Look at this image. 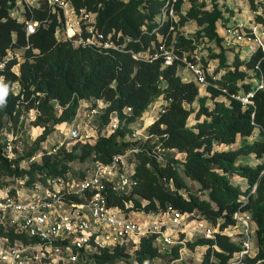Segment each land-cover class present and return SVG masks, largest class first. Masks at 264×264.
Wrapping results in <instances>:
<instances>
[{
  "label": "trees",
  "instance_id": "obj_1",
  "mask_svg": "<svg viewBox=\"0 0 264 264\" xmlns=\"http://www.w3.org/2000/svg\"><path fill=\"white\" fill-rule=\"evenodd\" d=\"M71 1L77 9L96 12L101 31L116 30L131 37L128 48L135 51L148 49L153 43H164L183 55L184 52L191 54L203 41L213 42L220 50L211 49L207 57L202 56V62L206 69L211 60H218L219 68L213 73L206 72L209 84L202 92L193 79L184 78L178 72V60L165 64L163 57L143 61L128 52H100L74 46L62 37L59 14L51 13L46 3L34 9L33 17L47 18V22L27 39L25 22L11 15L17 0H0V58L6 56L10 47L30 44L24 50L18 72L11 70L16 59L9 62L6 70L8 94L5 103L0 105V194L15 193L16 183L25 187H32L40 180L46 183L52 176L67 173L69 163L77 158L89 163L109 162L114 155L132 151L127 157L132 167L131 189L117 192L109 187L112 205L126 212L154 213L171 207L184 213L194 212L218 225L220 231L215 239L201 237L186 243L190 247L206 248L200 264L230 262L240 250V242L233 240L226 229L237 224L238 210L247 212L251 215L257 242L254 253L246 260L255 263L264 259V88H256L252 81L256 64H260L264 75V57L260 48L249 58H240L235 53L229 69L219 74L231 55L223 47L225 36L219 33V25H232L230 15L224 16L233 12L226 7L227 1L209 0L210 6L205 0H189L190 7L182 11L184 0H177L178 21L170 20L161 26L158 13L163 0ZM248 1L252 9L262 3ZM26 15L31 17L28 11ZM190 21L200 27L194 36L180 30ZM158 35L161 40L157 39ZM15 80L25 89L26 99L34 95L30 105L34 99L39 101L41 114L33 124L43 127V131L33 143L37 147L32 145L26 154L9 157L2 139L7 120L12 118L17 122L18 115L14 113L20 111L18 96L10 88ZM250 91H253L252 103H244L237 97ZM54 99L62 106L60 113L56 111ZM96 99L107 102L95 120L98 136L91 142L76 141L69 147H60L56 153H49L44 143L51 133L59 124L76 116L82 100L95 104ZM160 99L165 102L147 124V138L141 142L127 140L129 125L140 121ZM112 113L124 125L102 134ZM192 116L194 124L190 123ZM220 145L224 148L218 149ZM39 149L43 153L41 162L30 160ZM174 150L180 156H175ZM250 155L255 157V162L242 158ZM233 176L244 179L247 187L244 189L235 183ZM0 236L12 237V231L0 225ZM180 247L175 245L172 253H162L156 245V235L142 236L135 249L129 250L126 245L103 249L95 260L98 264H119V260H127L126 264H153L157 258L179 257ZM176 264L186 263L180 260Z\"/></svg>",
  "mask_w": 264,
  "mask_h": 264
},
{
  "label": "built area",
  "instance_id": "obj_2",
  "mask_svg": "<svg viewBox=\"0 0 264 264\" xmlns=\"http://www.w3.org/2000/svg\"><path fill=\"white\" fill-rule=\"evenodd\" d=\"M163 1L165 2L160 6L158 13L160 26L170 20L175 21L173 19L178 15L175 9L177 0ZM44 3L51 13L59 14L62 37L70 40L74 46L90 47L100 52H128L133 58L143 61H153L163 57L165 64L178 60L179 66L184 65L192 74L190 79L199 86L205 87L209 84L200 47L191 54L184 52L183 55L174 51L172 45L166 46L164 43L160 45L153 43L148 49L135 51L133 48H128V43L132 41L131 37L121 31L112 30L108 33L101 31L97 26L96 12L86 8L77 9L71 0H17V6L12 9L11 15L25 22L27 39L48 20L47 18L38 20L33 17L34 9ZM26 11L31 17H27ZM171 29H174V25H171ZM225 30L227 34L225 41L229 45H256L257 49H261L264 57V2L257 8L251 9L249 20H239L236 24L225 27ZM143 31L146 32L145 27ZM157 39L161 40L160 35ZM29 47V43L21 48L10 47L6 56L0 58V79L3 84L7 85L6 70L9 62L13 59L17 60L11 70L18 72L20 62L24 60V54L21 55L18 51H24ZM253 73L252 80L255 87L264 88V75L259 63L254 66ZM10 88L18 96L20 111L14 113L18 115L17 122L12 118L7 120L2 143L7 156L14 157L16 142L24 133L28 135V129H32L33 122L41 111L38 100L34 99L33 104L30 105L34 95L26 99L25 89L19 80H15ZM39 94L43 95L40 92ZM252 95L253 91H250L237 97L244 103H252L250 100ZM53 101L56 111L60 113L62 106L56 99ZM106 105L107 102L103 99H96L95 104L89 102L85 105L81 101L76 116L71 120L72 125L67 135L51 146H46L48 139L44 147L49 153H56L64 145L69 147L70 141L85 143L94 140L96 136H92L90 130ZM154 107L155 104L151 108ZM81 109L85 110V118L77 121ZM140 122L141 128L146 127V119L142 118ZM122 125L124 122L116 113H112L110 122L102 134L110 133ZM139 128H135L132 132V137L135 139L140 133ZM131 153L132 151H128L114 155L109 162L92 161L76 175L68 171L63 175L48 178L46 183L40 180L32 187L20 186L15 193L2 192L0 225H3L7 231L11 230L12 237L0 236V264H98L95 256L101 254L103 249L113 250L118 245H126L127 249L131 250L129 243L134 244L133 249H135L142 236L151 235H156V245L160 252L162 248L159 247L158 241L168 247L166 251L168 253H172L175 245L181 246L178 249L179 257L169 260L157 258L153 264H176L183 260L186 243L182 239L174 240L169 234V228L181 225L186 218L194 215V212L184 213L168 207L165 212H158L160 216L168 217L166 221L140 222L137 213L150 215L156 212H126L109 202V187L117 192H128L131 189L132 167L127 159ZM35 157H31V160ZM235 217L244 238L240 241V250L228 264L264 263V259L255 263L246 260L247 256L254 253L255 247L252 239L254 224L251 215L238 210ZM201 219V223L204 222L203 237L215 239L220 231L219 226L204 218Z\"/></svg>",
  "mask_w": 264,
  "mask_h": 264
},
{
  "label": "rangeland",
  "instance_id": "obj_3",
  "mask_svg": "<svg viewBox=\"0 0 264 264\" xmlns=\"http://www.w3.org/2000/svg\"><path fill=\"white\" fill-rule=\"evenodd\" d=\"M206 2H209V0H205ZM223 1H227V6L228 8L232 9V13H224V16H229L232 17L233 16V20H231L230 24H236V22H238V20L243 19V13L246 15V17H249V15L251 14V7L249 4L248 0H220V2ZM229 4L232 6L230 7ZM212 4L210 3V6ZM190 7V2L189 0H184L183 5H182V11H187L188 8ZM221 8H225L224 5H220ZM239 13V15H238ZM242 13V15H241ZM238 16H240V18H238ZM179 19V15H177L176 19L173 20H178ZM247 21V19H245ZM249 20V18H248ZM199 26L194 22V21H190L187 24H185L183 27L180 28V30L187 36H194L196 34V32L199 30ZM219 33L223 36H227L226 34V30L225 27L219 25ZM223 47L227 50V53H231V55L228 57V62L227 65H225L224 67L221 68V72L219 74H222L224 71L228 70L230 65L233 63V59L231 56L235 53L240 54V58H249L250 54L253 51L257 50V46L253 45V44H243V45H229L226 41L223 42ZM211 49H216V50H220L219 46L215 47V44L209 43V42H205L203 41V43H200V49L199 51L203 54L204 57H207L209 55V52H211ZM21 55L24 54L23 50H19L18 51ZM232 66V65H231ZM244 66H242L243 68ZM219 68V61L218 60H211L208 63V66L206 68V71L209 73H213V71ZM178 72L180 74H182L184 77H192V74L190 73V71L184 66V65H180ZM253 81V80H252ZM202 89V92H204V86H200ZM89 103V101L86 100H82V104L85 105ZM209 104H212L211 101H208ZM85 118V110L81 109L78 116H77V121H82ZM190 123L194 124V118L193 116L190 118ZM72 125V121H66L63 122L61 124L58 125V127L56 128V130L51 133L49 140L46 143V146H51L53 143H56L57 141L61 140L64 138V136L67 135L68 131H69V127ZM98 122L94 121V124L92 125L91 128V134L92 136H98V134L100 133L98 130ZM142 123L140 121L135 122L133 124H130L129 127L127 128L129 130L126 139L129 140H136L138 139L139 142L144 141L147 136H148V131H147V127L148 126H144L142 127ZM140 127V128H139ZM135 128H139L140 133L138 135V137L135 139L132 137V132ZM43 131V127H39L37 125H33L32 129H28V135H24L20 138L19 141L16 142V154L18 156L26 154L27 151L31 150V146L34 145V147L36 146V144H33L34 141L37 140V138L39 137V135L42 133ZM27 132V130H26ZM92 137V138H94ZM93 141V140H92ZM71 141L69 142V145H71ZM33 147V148H34ZM37 147V146H36ZM218 149H222L224 148L223 145L217 146ZM37 155L34 158V160L41 162L42 156L40 155L41 151L40 149L37 151ZM175 156H180V154L177 151H173ZM244 158V161H249V162H255V157L253 155H250L249 157H242ZM31 160V158H30ZM24 166H28L27 162H23L22 163ZM87 164H89V161H81L79 158H77L76 160L72 161L69 163V171L73 174L76 175L78 174V172H80L81 170H83L84 167L87 166ZM233 181L235 183H238L239 185H241L244 189L247 187V182L244 179H241L240 177H232ZM191 185L196 188V184L191 183ZM14 186H17V190L20 188V186H18V184L16 183ZM136 215L138 219H140V222L143 221H149V222H154V221H158V222H164L166 221V219L168 217H162L160 216V214L156 213V214H150V215H144V214H139L137 213ZM201 218L195 213L194 215L186 218L181 225H177V226H170L169 228V234L172 236V238L174 240H178V239H182L185 241V243H187V241L190 242H195L198 239H200L201 237L204 236V222L201 223ZM166 226L164 225V228ZM226 231L230 232V236L233 240H237V241H241L244 238V235L242 233V230L240 228V226L237 224L235 226H230L226 229ZM252 239L254 241V244H256L257 240H256V233L253 231L252 232ZM162 248V253H166V251L168 250V247H166L162 242H157ZM129 245L131 246V250H133V246L134 244L129 243ZM206 248L202 245H196L195 247H190L189 245L186 244V249L184 250V259L183 261L186 264H200L201 259L203 257V254L205 252ZM170 257L166 258V260H168ZM127 261V260H126ZM126 261L120 262V260L118 261L119 264H126ZM131 261V260H130Z\"/></svg>",
  "mask_w": 264,
  "mask_h": 264
},
{
  "label": "crops",
  "instance_id": "obj_4",
  "mask_svg": "<svg viewBox=\"0 0 264 264\" xmlns=\"http://www.w3.org/2000/svg\"><path fill=\"white\" fill-rule=\"evenodd\" d=\"M262 3L264 2V0H261ZM230 7H232L230 4H229ZM239 15V13H238ZM242 15V13H241ZM250 16V15H249ZM238 18H240V16H238ZM249 17H246V15L243 13V19H240V20H244V19H247L248 20ZM233 20V16L230 17V21ZM239 21V20H238ZM187 79H190L189 77H186ZM165 102L164 99H160L158 100L156 103H155V107L154 108H150L148 109L144 116H143V119H146V126L147 124H149L153 119L154 117L157 115L158 113V110L159 108H161L162 104ZM141 120V119H140Z\"/></svg>",
  "mask_w": 264,
  "mask_h": 264
},
{
  "label": "clouds",
  "instance_id": "obj_5",
  "mask_svg": "<svg viewBox=\"0 0 264 264\" xmlns=\"http://www.w3.org/2000/svg\"><path fill=\"white\" fill-rule=\"evenodd\" d=\"M8 94L7 85L3 84L2 79H0V105L5 103V97Z\"/></svg>",
  "mask_w": 264,
  "mask_h": 264
}]
</instances>
